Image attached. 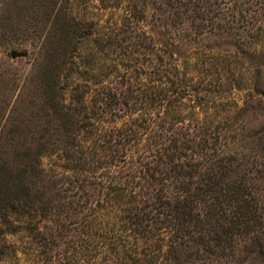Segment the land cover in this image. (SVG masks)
Returning <instances> with one entry per match:
<instances>
[{"label":"trees","instance_id":"trees-1","mask_svg":"<svg viewBox=\"0 0 264 264\" xmlns=\"http://www.w3.org/2000/svg\"><path fill=\"white\" fill-rule=\"evenodd\" d=\"M112 1L103 0L101 9H116ZM9 2L30 3L27 18H46L51 26L40 38L36 76L0 72V218L36 213L57 222L64 212L61 197L68 199L70 214L83 215L74 224L80 232L64 251L58 249V234L44 244L57 248L43 254L48 263L98 264L102 252L103 262L156 264L166 247L174 264H210L239 257L246 238L264 233V162L244 152L257 157L264 151V130L245 135L243 125L223 118L232 113L219 107L218 122L182 120L192 106L188 102L205 112L217 98L205 88L206 80L180 73L182 41L215 36L243 55L242 44L262 40L264 0H187L180 6L130 0L125 18L113 24L117 32L139 24V14H146L140 6L163 13L162 27L151 24L128 38L163 54L158 68L154 60L148 63L160 74L147 83L143 74L127 73L125 79L101 74V80L75 74L77 47L94 42L90 27L100 22L75 10L79 0ZM9 19L0 23L6 28L0 43L20 46L25 34L10 28ZM193 65L208 66L199 60ZM81 78L101 85L86 105L84 95L70 100L66 92ZM262 99L264 94V107ZM57 153L65 162L58 178L43 166L46 156ZM258 245L243 252L264 255L263 242Z\"/></svg>","mask_w":264,"mask_h":264},{"label":"rangeland","instance_id":"rangeland-1","mask_svg":"<svg viewBox=\"0 0 264 264\" xmlns=\"http://www.w3.org/2000/svg\"><path fill=\"white\" fill-rule=\"evenodd\" d=\"M165 2L180 6V3H185L187 0H165ZM18 4L11 7L9 0H0V23L5 22L8 16L10 19L7 23L11 26L10 28L18 32L23 31L22 33L25 34L22 39L23 43L20 46H5L0 43V72L1 70H4L3 72L6 74L15 72L19 73L20 76L33 73L36 76L38 74L37 59L41 56L38 52V48L42 44L40 38L50 29L51 24L44 22L46 18L37 21L28 19L26 14L30 11L26 10V6L30 5V3L19 2ZM129 4L130 0H116L115 3L111 2V5H117L116 9H101L104 6L103 0H79V2H76L75 10L81 16H85L89 21L100 20L98 25L90 27L94 42H81L77 47L78 58L73 57L76 62L75 66H72L77 76L85 74L101 80V74L104 77L111 74L124 75V79L127 73L132 74L135 78H137L135 75L140 76V74H143L144 76L142 77H145L146 83L149 82L150 78L154 79V77L159 76V71H152L148 67V63L151 60H154L153 67L156 66L158 68L161 65L163 54L158 51L159 49H153L150 52V50L144 48L143 42H139L140 46H137L132 41H128V38L131 37V32L144 34L146 29L149 30L151 24H155L156 27L158 25L162 27V24H164L163 13H154L151 8L140 6L137 10L144 9L148 16L142 12V14H139L140 22L134 29L124 27L121 30L122 32H117V30L112 28L113 24L117 22V19L125 18L124 10ZM160 19L163 21L160 22ZM161 27H159L160 31L164 29ZM4 29L6 28L4 27ZM4 29L0 28V42H5L3 36H1L5 32ZM111 33L112 35H106ZM118 33L119 35H116ZM10 34L12 36V31ZM13 38L17 37L13 36ZM223 42L224 40H219L215 36L198 43L181 42L180 52L183 54V60L181 61L183 63L181 65L183 64L182 66H184L185 70L180 73L191 72L189 74L195 77V81L203 82L206 80L209 85L205 88L211 92L212 97L217 98L216 101L209 103L205 112L195 107L193 102H188L187 104L192 105V110L190 107L186 109L182 115V120L193 122L195 119L204 120L207 118L218 122L222 120L223 114V112L218 111L217 108L219 107L233 114H226L223 118H225L226 122H235L243 125L245 135H253L257 132L262 135L260 131L264 130V113L262 112L264 107L260 100L262 94H264V38L257 40L255 44H242L240 48L244 49L245 53L243 55L241 53L236 54L235 48L227 47L223 45ZM12 51L26 55L13 59L11 56ZM198 60L200 63L205 62L208 66L206 65V68L201 66L194 68L193 64H196ZM200 69L201 71H198ZM151 71L152 75L146 77L145 74H149ZM133 77V86H137ZM99 80L92 79L90 81L81 78L74 84H68L66 92H68L70 100L73 97L76 99L84 95V105L89 104L95 98V92H98L101 88V85L98 84ZM199 87L201 88V86ZM3 89L8 92L9 86ZM262 100L264 102V99ZM236 107H242L244 111L238 114L235 112ZM195 113L197 117L193 116ZM110 118L111 116H108L106 120L108 121ZM30 135L31 133H28V136ZM244 152L246 156H250L251 160L255 158L264 162V151H258L257 157L248 152L247 149H244ZM64 164L65 162L59 157V153L46 156L43 159L44 168L51 171L57 178L61 177L57 174L62 170ZM260 185L264 186V184ZM61 198L62 200L60 201L62 204L64 203V212L57 222H55L56 218L50 220L36 213L33 216H29L26 213L22 214L20 219H17L16 216H10L6 220L0 218V264H52L45 260L43 254L49 248H52L54 252L57 248L51 243L48 245L44 244L46 242L49 243L54 234H58L61 237L58 249L64 251L71 238L76 239L80 231L78 229L75 232L78 226L74 224L82 221L83 215L81 213L70 214L72 208L68 204V199ZM71 201H73V198ZM25 227L27 229L24 232ZM259 241L263 242L264 250L263 233L246 238L242 242L243 244L240 248L241 258L239 256L227 259L221 258V260L213 259L210 264H264V255L259 256L254 253L252 256H248V253L243 252V249H258ZM168 253L167 248L164 247L156 264H174L170 260ZM98 256L101 258L98 264H113L111 263L112 260L108 261L109 263L103 262L105 255L102 252Z\"/></svg>","mask_w":264,"mask_h":264},{"label":"water","instance_id":"water-1","mask_svg":"<svg viewBox=\"0 0 264 264\" xmlns=\"http://www.w3.org/2000/svg\"><path fill=\"white\" fill-rule=\"evenodd\" d=\"M26 54H24V53H20V52H17V51H12L11 52V56H12V58L13 59H16V58H18V57H22V56H25Z\"/></svg>","mask_w":264,"mask_h":264}]
</instances>
